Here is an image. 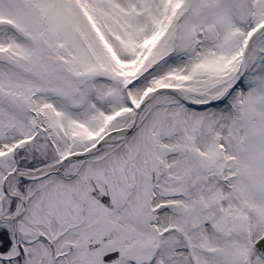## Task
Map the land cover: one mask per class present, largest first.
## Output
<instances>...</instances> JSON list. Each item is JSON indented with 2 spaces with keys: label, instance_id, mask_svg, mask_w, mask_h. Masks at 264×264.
Listing matches in <instances>:
<instances>
[{
  "label": "snow or ice",
  "instance_id": "obj_1",
  "mask_svg": "<svg viewBox=\"0 0 264 264\" xmlns=\"http://www.w3.org/2000/svg\"><path fill=\"white\" fill-rule=\"evenodd\" d=\"M0 264H264V0H0Z\"/></svg>",
  "mask_w": 264,
  "mask_h": 264
}]
</instances>
